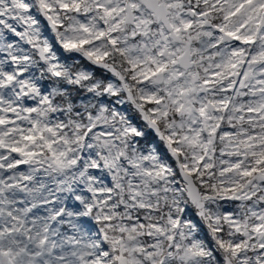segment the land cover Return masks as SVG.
<instances>
[{"label": "snow or ice", "instance_id": "6c2138e0", "mask_svg": "<svg viewBox=\"0 0 264 264\" xmlns=\"http://www.w3.org/2000/svg\"><path fill=\"white\" fill-rule=\"evenodd\" d=\"M0 264H264V0H0Z\"/></svg>", "mask_w": 264, "mask_h": 264}]
</instances>
